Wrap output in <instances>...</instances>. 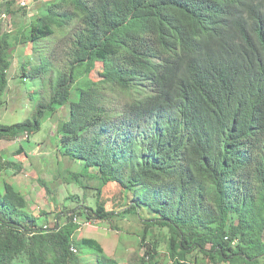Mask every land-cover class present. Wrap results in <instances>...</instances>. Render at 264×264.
Returning a JSON list of instances; mask_svg holds the SVG:
<instances>
[{
  "label": "trees",
  "instance_id": "obj_1",
  "mask_svg": "<svg viewBox=\"0 0 264 264\" xmlns=\"http://www.w3.org/2000/svg\"><path fill=\"white\" fill-rule=\"evenodd\" d=\"M211 5L46 0L20 35L0 32V108L16 43L39 53L21 77L42 85L24 121L0 123V140H30L68 105L57 149L81 163L73 181H99L95 205L65 208L50 225L4 180L0 264H120L97 238L77 237L78 217L141 220L142 246L155 236L142 264H187L194 252L213 264L264 257V34L207 15ZM98 64L106 78H91ZM162 234L171 261L159 257Z\"/></svg>",
  "mask_w": 264,
  "mask_h": 264
},
{
  "label": "rangeland",
  "instance_id": "obj_2",
  "mask_svg": "<svg viewBox=\"0 0 264 264\" xmlns=\"http://www.w3.org/2000/svg\"><path fill=\"white\" fill-rule=\"evenodd\" d=\"M45 1L0 0V32L9 31L14 37L20 35V31L42 10ZM57 35L59 37L60 33ZM48 43L50 46L53 45V42L48 41ZM14 48L12 66L8 72L9 87L0 108V123L6 124L24 121L31 114L33 104L42 94L39 92L42 90V85L38 80L28 77L23 81L21 77L22 63L28 64L26 73L40 66L39 53L33 50L31 43H16ZM90 76L93 79L106 78L100 64ZM73 98H77L76 93ZM68 112L69 106L65 105L58 114L48 119L42 130L34 134L30 140L25 134H20L15 139L0 140V162L4 165V167L0 166V189L3 190L4 180L13 182L26 195L31 212L49 213L47 223L50 225H54L57 213L65 208L95 205L99 185L97 179L89 177L83 178L87 188L73 181L69 171H83L81 163L71 160L57 149L55 141L57 127L62 119L68 117ZM22 145L24 150L18 153ZM115 187L114 184L109 185L108 194L113 195ZM71 196L78 198L72 200L69 198ZM77 221L81 222V227L76 233L77 237L97 238L106 252L117 258L120 264H142L145 244L155 241V236H148L142 246L141 235L144 223L135 216L125 218L119 216L113 220L97 222L78 217ZM42 222L46 223V221ZM167 241L163 234L159 235V257L162 262L171 261ZM87 257L92 261L95 259L93 255ZM187 264L213 263L209 257L194 252L189 255ZM257 264H264V257Z\"/></svg>",
  "mask_w": 264,
  "mask_h": 264
},
{
  "label": "clouds",
  "instance_id": "obj_3",
  "mask_svg": "<svg viewBox=\"0 0 264 264\" xmlns=\"http://www.w3.org/2000/svg\"><path fill=\"white\" fill-rule=\"evenodd\" d=\"M207 15H213L220 21L230 16L236 23L240 22L248 33L260 31L264 34V0H212ZM225 24L228 27L231 25L227 20Z\"/></svg>",
  "mask_w": 264,
  "mask_h": 264
}]
</instances>
